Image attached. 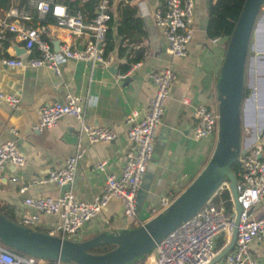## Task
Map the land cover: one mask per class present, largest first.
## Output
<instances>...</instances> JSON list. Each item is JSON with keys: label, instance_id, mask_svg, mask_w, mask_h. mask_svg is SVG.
Here are the masks:
<instances>
[{"label": "crops", "instance_id": "0c3cea01", "mask_svg": "<svg viewBox=\"0 0 264 264\" xmlns=\"http://www.w3.org/2000/svg\"><path fill=\"white\" fill-rule=\"evenodd\" d=\"M119 1L122 0H114L112 3L113 18ZM161 1L125 2L135 6L136 14L142 21L144 36L131 47L133 50L142 49L141 57L129 64L125 70L128 71L127 75L121 79L117 75L123 59H116L115 49L111 50L114 71L109 69L111 64L104 69L98 64L90 67L82 61L74 60L64 61L60 65L59 75L44 68H16L0 63V92L18 98L14 106L0 101V142L14 140L24 158L20 167L5 163L0 180V204L12 210L16 223L21 217L34 213L32 208L23 204L24 197L54 198L65 188L45 183L30 185L22 193L17 190L19 184L62 167L65 158L74 151L78 123L73 117L63 116L50 128L32 130V125L38 119L39 107L46 103L63 102L67 94L76 95L82 100L89 98L90 103H85L83 107L85 122L109 126L115 134L110 141L87 144L84 139L81 140L83 153L70 187L75 199L90 201L101 191L106 176L117 175L122 168L127 148L125 122L133 112L137 120L143 116L153 93L152 74L162 67H168L175 74L168 87L151 155L137 189L134 216H124L119 201L111 198L97 216L79 228L70 240L80 242L98 233L116 234L138 227L161 212L157 201L161 195L172 201L206 165L216 139L214 136L198 140L192 137V126L195 123L192 111L198 105L217 111L216 83L225 49L224 39L212 41L205 35L208 0H192V36L186 55L184 58L171 57L166 51L162 30L155 25L152 17ZM13 5L16 4L13 2ZM0 19L23 26L20 17L6 16L5 11L0 13ZM38 19L37 15L36 22H39ZM108 28L112 30V23ZM255 28L253 42L251 35L250 47L253 48L250 51L262 54L259 65L264 67V3L256 18ZM258 28L262 30L263 36L261 48L258 47ZM63 36V31L52 22L47 25L44 37L52 49H57ZM123 46L128 45L123 43ZM3 50L5 55H25L22 42L16 40L13 34L4 40ZM130 57L134 56L131 54ZM259 73L264 76L261 69ZM259 76L256 78L259 84L246 85L248 94L241 104L240 137L243 150L251 147L257 132L264 126V77ZM99 162L105 163L102 170L95 167ZM12 177H16V180L11 181ZM151 207L155 208V212L151 211ZM37 215L38 219L31 228L34 231L47 233L58 221L55 216ZM248 252L258 264H264V242L252 240L248 244ZM214 263L223 264L222 258Z\"/></svg>", "mask_w": 264, "mask_h": 264}, {"label": "built area", "instance_id": "2783aa9c", "mask_svg": "<svg viewBox=\"0 0 264 264\" xmlns=\"http://www.w3.org/2000/svg\"><path fill=\"white\" fill-rule=\"evenodd\" d=\"M113 1L95 0L93 14L86 18L67 5L51 3L48 0H30L39 19L49 12L54 19L53 25L62 30L64 36L54 50L44 37L46 24L36 22L34 26L26 28L14 24L11 20L0 19V63L16 68H44L55 75H59L60 65L66 60L82 61L90 67L98 64L106 69L113 62L111 51H104L105 32L111 23L110 12ZM192 7V0H162L153 11V21L161 28L166 51L171 57L184 58L186 55V48L192 36ZM5 15L18 16L25 21L30 20L28 12L22 10L18 13L15 8L9 9ZM7 32L12 33L16 40L22 42L25 52L23 57L4 54L3 42ZM127 73L128 71L117 76L121 79ZM174 78L175 74L168 67H162L152 74L153 93L148 99L143 116L137 120L136 113L133 112L125 122L127 148L124 151L122 168L117 175L106 176L101 191L90 201L75 199L70 187L78 160L83 153L81 140L84 139L87 144L110 141L115 137L113 130L106 125L85 122L83 107L85 103H90L89 98L82 100L76 95L67 94L63 102L41 105L32 130L42 131L52 127L59 118L71 116L78 123L75 148L65 158L62 167L49 170L42 176L19 184L17 190L20 193L33 184L53 183L65 188L54 198L24 197L23 204L32 208L34 213L21 217L16 224L31 229L32 224L38 219L37 213L55 216L58 221L46 234L70 240L79 228L97 216L111 198L119 201L124 216L132 218L135 214L137 189L151 155L153 139L160 123L168 87ZM0 101L14 106L18 98L0 92ZM192 117L195 121L192 126V137L195 140L208 136L216 137V110L198 105L193 109ZM236 160L240 176L239 185L236 186V200L240 206V214L235 226L233 212L227 215L222 205L214 207L206 202L194 215L156 243L152 247L154 251L151 252V249L141 260H132L124 264H209L218 251L228 243L233 228H235V240L230 250L223 255V264H258L250 256L248 244L254 239L264 242V126L257 132L251 147L238 154ZM5 163L15 167H20L24 163V158L14 140L0 142V180ZM104 165V162H99L95 167L102 170ZM10 180L15 181L16 177ZM157 201L161 212L171 202L165 195H161ZM150 209L155 212L154 207ZM219 234L224 235L225 242L216 250L215 241ZM0 264H45V262L33 256L12 252L0 244ZM54 264L59 262L55 261Z\"/></svg>", "mask_w": 264, "mask_h": 264}, {"label": "water", "instance_id": "95a60500", "mask_svg": "<svg viewBox=\"0 0 264 264\" xmlns=\"http://www.w3.org/2000/svg\"><path fill=\"white\" fill-rule=\"evenodd\" d=\"M131 2L132 0H122ZM14 4L17 0H13ZM264 0H243L241 9L227 38L216 83L217 130L214 149L199 174L154 218L135 228L116 234L98 233L76 242L34 231L12 223L0 214V242L16 252L73 264H124L148 253L169 232L196 213L225 178L233 205V225L238 222L240 206L236 200V184L229 168L243 153L239 147L240 106L243 101V71L249 38L256 25V15ZM16 22H14L15 24ZM115 70V63L109 66ZM250 99L252 96L250 95ZM235 240L232 229L228 243L209 263L218 261L230 250ZM111 245L105 253L88 250Z\"/></svg>", "mask_w": 264, "mask_h": 264}, {"label": "trees", "instance_id": "16d2710c", "mask_svg": "<svg viewBox=\"0 0 264 264\" xmlns=\"http://www.w3.org/2000/svg\"><path fill=\"white\" fill-rule=\"evenodd\" d=\"M95 0H53L52 3H61L62 5H67L72 10L79 11L83 16L89 18L92 16L93 12V4ZM243 0H208L206 7V22H205V35L209 38H223V47L225 48V44L227 38L229 37L239 11L241 9V5ZM262 6V5H261ZM11 7L15 8L18 13L22 10L23 12H28L30 16L29 21L19 20L22 22L23 26L28 28L35 25L37 12L31 6L30 0H17L16 5H13L12 0H0V13L2 11L7 12ZM260 12V9L256 15V18ZM111 16H112V12ZM113 18V17H112ZM112 30L108 28L105 32V47L104 51L109 52L115 49L116 59H123V64H120L118 71L120 73H124L127 67L131 62L135 63L142 55V49L133 50V44H137L142 37L144 36V30L141 19L136 14V8L134 5L119 1L115 7V17L112 20ZM39 23L49 25L51 22L53 23L54 19L49 12H47L43 18L38 19ZM12 33L7 32L6 37H10ZM252 35V33H251ZM117 39V42H115ZM250 40L248 42V48L246 51V57L249 56L250 51ZM116 43V45H115ZM123 43H126L128 46H123ZM134 57H130V55ZM130 57V58H129ZM132 64V63H131ZM245 76V67L243 71V89H242V97L244 98L248 94V89L244 82ZM237 160L230 166L229 170L234 177L235 184L238 187L240 182V176L238 175L237 168ZM226 181V184L223 182ZM223 182L218 186L216 191L211 195L208 199V203L212 204L214 207H218L222 205L224 212L227 215H230L233 212L232 202L230 200V193L227 186V180L224 178ZM0 214L3 215L7 220L12 223H16L12 217V210L6 206L5 204H0ZM225 242V238L223 234H219L215 241V249H220ZM1 243V242H0ZM8 250L24 255L30 256L26 254H22L16 252L14 249L8 248L4 244L1 243ZM112 248L111 245H100L93 247L88 250L89 253L92 254H101ZM147 254V253H146ZM146 254L142 257L134 259L133 261L141 260ZM36 259H40L45 264H54V260L42 259L35 257ZM61 264V262H59Z\"/></svg>", "mask_w": 264, "mask_h": 264}, {"label": "rangeland", "instance_id": "374dc122", "mask_svg": "<svg viewBox=\"0 0 264 264\" xmlns=\"http://www.w3.org/2000/svg\"><path fill=\"white\" fill-rule=\"evenodd\" d=\"M256 29V28H255ZM255 29H253L252 31V42L254 40V31ZM259 29V28H258ZM258 47L261 48L262 45H263V36H262V30H258ZM253 46L250 47V50H252ZM255 48H257L255 46ZM260 56H262V54H259V52H254V53H249V56L247 57V60H246V67H245V76H244V82L246 85H249L250 83H253V84H259L260 82H256V78H257V75L260 74L259 78H262L264 77L262 75V73H259L260 69L262 71H264V67L259 65V63L261 62L260 60ZM250 57V58H249ZM251 68V70H250ZM244 100V99H243ZM243 102V101H242ZM242 104V103H241ZM240 109H241V106H240ZM243 120L244 118H242V124H243ZM240 126H241V120H240ZM240 134H241V129H240ZM216 139V137H215ZM241 144H242V137H239V147L240 149H242L241 147ZM223 184H226V181L223 182ZM228 186V184H227ZM1 244V243H0ZM154 251V248H152L151 252ZM143 256V255H142ZM140 256V257H142ZM140 257H137V258H140ZM135 258V259H137ZM142 259V258H141ZM42 261V260H41ZM73 264V263H72Z\"/></svg>", "mask_w": 264, "mask_h": 264}]
</instances>
